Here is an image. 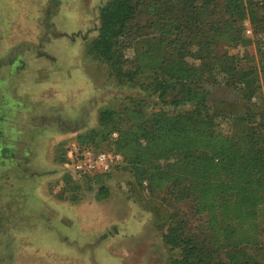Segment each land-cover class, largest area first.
Here are the masks:
<instances>
[{
    "label": "trees",
    "instance_id": "1",
    "mask_svg": "<svg viewBox=\"0 0 264 264\" xmlns=\"http://www.w3.org/2000/svg\"><path fill=\"white\" fill-rule=\"evenodd\" d=\"M99 19L90 52L162 106L138 99L121 112L103 111L100 129L76 144L121 154L117 168L143 189L147 208L165 210L153 213L175 254L168 264H264V98L257 100L264 92V0H111ZM252 41L259 65L244 76L243 57L230 49ZM218 83L240 94L246 112L213 110L209 87ZM108 174L85 180L101 184ZM99 190L108 197L103 185ZM167 200L188 204L200 223L169 212Z\"/></svg>",
    "mask_w": 264,
    "mask_h": 264
},
{
    "label": "rangeland",
    "instance_id": "2",
    "mask_svg": "<svg viewBox=\"0 0 264 264\" xmlns=\"http://www.w3.org/2000/svg\"><path fill=\"white\" fill-rule=\"evenodd\" d=\"M109 1L0 0V264H168L175 256L156 228L153 209L157 217L165 210L147 208L127 170L116 167L90 184L63 162L79 135L100 129L101 112L138 99L162 106L90 52ZM230 53L243 57L244 76L258 69L253 41ZM209 93L216 113L246 112L232 88L218 83ZM101 185L107 198L99 197ZM167 201L169 212L200 223L188 204Z\"/></svg>",
    "mask_w": 264,
    "mask_h": 264
},
{
    "label": "built area",
    "instance_id": "3",
    "mask_svg": "<svg viewBox=\"0 0 264 264\" xmlns=\"http://www.w3.org/2000/svg\"><path fill=\"white\" fill-rule=\"evenodd\" d=\"M113 136L116 138L117 134ZM66 161L65 166L73 178L77 181H83L97 172L100 175L110 173L123 164L124 158L121 154L82 149L75 144L67 153Z\"/></svg>",
    "mask_w": 264,
    "mask_h": 264
}]
</instances>
